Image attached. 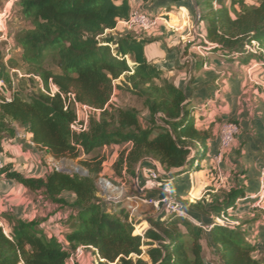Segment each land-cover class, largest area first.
Instances as JSON below:
<instances>
[{"label": "trees", "instance_id": "trees-1", "mask_svg": "<svg viewBox=\"0 0 264 264\" xmlns=\"http://www.w3.org/2000/svg\"><path fill=\"white\" fill-rule=\"evenodd\" d=\"M194 1L199 23H205L200 44L264 64V0L254 4ZM19 5L20 17L29 26L19 30L14 40L36 87L29 91L14 87L9 68L16 64L8 63L0 46V75L7 86L0 96V152L4 153L3 140L16 136L18 125L33 134L37 147L55 158H78L81 153L90 158L83 161L86 174L52 168L43 176H27L11 163L0 169V175L41 196L56 211L69 212L63 224L66 244L42 226L46 218L0 214L5 222L0 225V264H69L80 246L104 259L100 264H264V258L254 255L256 242L242 230L261 218L237 225L229 222V218L235 220L231 213L239 198L246 195L242 186L221 192L211 202H185L207 217L214 214L208 225L170 214L149 218L151 225L142 233H138L141 226L135 230L137 221L130 218L126 206L110 205L100 194L97 180L103 171L105 146H121L114 169L119 175L125 171L130 180L146 158L174 177L202 169L200 162L209 153L211 133L196 120V101L146 55L145 46L154 39L113 32L129 18V0H19ZM253 41L256 51L247 48ZM35 76L46 89L52 80L61 92H74L77 100L102 111L90 118L87 130L73 132L74 109H65L60 93L45 92ZM121 77L124 80L116 83ZM115 89L141 100L149 114L147 125L137 107L108 104ZM257 211L264 216V206ZM217 217L228 220L219 222ZM203 240L212 248L215 263L207 262Z\"/></svg>", "mask_w": 264, "mask_h": 264}, {"label": "crops", "instance_id": "crops-1", "mask_svg": "<svg viewBox=\"0 0 264 264\" xmlns=\"http://www.w3.org/2000/svg\"><path fill=\"white\" fill-rule=\"evenodd\" d=\"M13 2L14 0H11L8 4ZM129 3L131 9H141L153 15L156 18L155 27L148 32H141L129 29L122 20L113 32L123 34L133 32L135 35L154 39L145 46L148 59L160 67L170 79L185 90L189 97L196 101V120L211 133L208 140L209 153L200 162L203 166L202 169L192 168V170L171 177L175 194L179 199L188 200L191 198L194 203L204 199L211 202L221 192L234 186H242L246 195L239 198L233 216L242 217L240 209L243 207L250 213L251 209H255L251 196L259 192L260 172L264 167V85L256 86L249 82L247 77L249 65L258 62L257 59L251 58L248 61H243L242 54L231 56L219 50H209L207 46L200 44L201 39L204 38L205 28L204 34L197 32L199 24H197V5L194 0H129ZM193 41H195L194 44L189 45ZM255 70L258 74L256 76L264 80V66L259 64ZM186 74L192 75L193 81L184 85L180 77ZM200 116L202 118H199ZM224 120L237 122L240 132L233 146L225 153L222 170L218 172L213 168V158L220 148L218 132ZM32 137L33 134L26 128L17 126L16 136L3 140L5 161L11 163L13 169L27 176H36L29 175V170L39 171L41 173L38 176H43L48 172L44 162L47 160L50 162L53 156L47 152L43 157L42 153L45 150L37 147ZM108 146L113 149V156H118L117 150L121 149V146L115 143ZM152 162V159L146 158L139 163L136 174L132 178L134 191L127 194L128 201L124 206L127 207L132 203L129 197L141 193L138 187L145 182L143 167ZM236 172L238 174L234 175ZM223 173L226 174V178L228 177L226 179L229 183L228 188L223 183ZM169 174L171 175V173ZM229 179L232 183L229 182ZM0 180L13 188L5 196L6 201L0 198V214L10 212L16 217L31 220L36 217V211H40L37 205L43 210L54 207L44 201L41 196L31 199L26 195L29 191L22 184L6 179L3 175H0ZM208 185L212 187L207 188ZM16 189L23 190L24 196L14 195ZM197 192L199 193L196 196ZM206 192L209 193L206 194ZM141 194L148 198L160 196L159 191L156 190ZM17 199L19 202L16 201ZM141 207L153 206L141 203L139 208L141 209ZM259 209L261 208L259 207ZM190 211L188 210V215L191 214L189 217L196 223L208 225L215 219L214 214L207 217L192 208ZM138 212L134 219L136 221L139 219L140 221H137L139 226H143L144 224L141 222L143 217L140 219ZM32 213H34V217L29 218L28 214ZM68 214L67 210H57L46 216L42 226L50 235H57L56 231H63V224ZM157 217L160 215L154 207L152 212L145 214V218L148 220ZM219 219L221 218L219 217ZM143 230H146V227ZM248 230L250 231V229ZM253 235L256 236V234Z\"/></svg>", "mask_w": 264, "mask_h": 264}, {"label": "rangeland", "instance_id": "rangeland-1", "mask_svg": "<svg viewBox=\"0 0 264 264\" xmlns=\"http://www.w3.org/2000/svg\"><path fill=\"white\" fill-rule=\"evenodd\" d=\"M11 0H0V10H3L4 8H8V19H7V27H8V33L9 37L11 39V43L8 44L6 41H2L0 43L1 48L7 53H9L8 56V63H10L11 60H13L16 64V68L10 67V76L13 80V85L14 87H23L25 88L26 91H29L36 87L35 84L30 80V74H28V66L26 63H24L21 59V54L22 50L19 48L14 40L15 34L23 29L29 26V23L25 20H23L20 17V5H19V0H14L12 4H8V2ZM250 4L258 3L259 0H247ZM196 19H197V32L200 34H204V28H205V23L200 22L199 23V12L197 8V13H196ZM9 49V50H8ZM16 71H15V70ZM255 75L257 74V70L254 71ZM38 80V79H37ZM124 80V77H121L116 81V83H121V81ZM180 80L183 82V84H190L193 81V77L190 74L183 75L180 77ZM39 81V80H38ZM250 82V81H249ZM1 96V95H0ZM113 103L122 107H137L140 110V118L141 121L144 125L148 124V119H149V114L148 111L143 107L141 100L136 97L135 95L130 94L126 90H120V89H115L113 93ZM227 119V118H226ZM18 126V125H17ZM21 127V126H20ZM236 141V140H235ZM114 148V147H113ZM117 148V147H115ZM113 149L109 146L104 148L101 151V155L105 156V160L103 163V171L100 175V177L97 180V184L99 186L100 194L110 203V205H115V206H124L126 201L127 194L131 193L134 191L133 189V182L132 180L128 179L126 174L119 175L115 169H114V162L117 158V156H113ZM120 152V148H118L117 153ZM43 157L47 154L46 151H44ZM51 156V154H50ZM90 155H86L84 153H81V156L78 158H73V157H63V158H55L53 156V159L49 162L48 160L44 162V166H46L47 170H50L52 168L58 167L59 169L72 172V173H80V174H86L87 173V168L83 164V161L86 159H89ZM20 167V163L18 164ZM29 170V169H28ZM27 170V171H28ZM26 171V172H27ZM238 172V171H237ZM234 173V175L238 173ZM41 172H36V171H30L29 170V175H40ZM226 174L223 173V183L226 184V187H229L228 181H226ZM229 182L232 183L229 179ZM222 183V184H223ZM223 184V185H224ZM211 185H208L207 188H211ZM224 187V186H223ZM221 187L222 190L224 188ZM13 188H10L9 185H7L6 182L0 180V198H3L2 200L6 201L5 199L8 195L9 192L12 191ZM226 189V188H225ZM20 193V195H18ZM199 192H197L196 196L198 195ZM209 192H206V194ZM14 195H17L19 197H23V190L16 189L14 190ZM26 195L32 198H38L36 193H30L28 192ZM65 196L72 200L73 195L70 193H65ZM203 199V198H201ZM184 203L189 202V203H194V201L191 200V198L183 199L180 198ZM16 201L19 202V199ZM15 201V202H16ZM23 202V199H22ZM186 204V203H185ZM43 205V203H42ZM187 209L190 211L191 207L187 205ZM37 208H39L40 211H36V217L35 218H46V216H49V214H52L53 212L56 211L55 207H51V209L43 210L42 207H39L37 205ZM259 209V207H257ZM255 208V209H257ZM251 209V212L247 211L244 207L240 209V214H243L242 217H238L237 215L235 216V222H245V221H250L253 220L254 218L260 217V221H256L255 223H249L246 226L242 227V230L245 228L246 230L244 231L245 236L256 242L258 250L254 253L255 256L257 257H262L264 258V216L260 215V213L256 210ZM139 211V212H138ZM138 215L139 218L142 219V223L144 224L141 226V230H143L145 227L148 228L150 226V222L148 219L145 218V214L152 212L153 207H141V209H138ZM192 211V210H191ZM190 211V212H191ZM242 211H245L244 213ZM32 212V210H31ZM136 212V214H137ZM30 213V212H29ZM142 214V215H141ZM232 215L234 212L231 213ZM29 218L34 217V213L28 214ZM137 215V216H138ZM137 221H140L139 219ZM230 224H238L235 223L233 219L229 218ZM139 225V223H138ZM8 228V227H7ZM250 229V231L248 230ZM136 230V228H135ZM134 230V231H135ZM59 238L64 242V239L61 235L63 233L61 231H56ZM140 233V232H138ZM253 234H256L254 236ZM259 236V237H258ZM203 244L205 247V257L208 263H215L216 262V256L212 250L207 244L206 240H203ZM136 257V255H134ZM143 257L147 258L145 255ZM80 262L82 264H100V262H104V259L102 260L99 255L94 253L92 249L90 248H85L84 250V255L80 258ZM115 264V263H113Z\"/></svg>", "mask_w": 264, "mask_h": 264}, {"label": "built area", "instance_id": "built-area-1", "mask_svg": "<svg viewBox=\"0 0 264 264\" xmlns=\"http://www.w3.org/2000/svg\"><path fill=\"white\" fill-rule=\"evenodd\" d=\"M8 12H9L8 8H4L3 10H0V43L2 41H6L8 42V44H10L11 39L9 37L8 27H7ZM123 22L125 26L128 27L129 29L138 30L141 32L144 31L148 32L155 27L156 18L150 13L143 11L141 9H132L129 18L127 20H124ZM247 48L249 50L256 51L258 49L257 42L253 41V45H248ZM8 56L9 53H7V59ZM259 64L261 66H264V64L260 62H253L252 64L249 65L247 69L248 80L256 86L264 85V80L258 78L254 73L255 68ZM35 77L40 81L41 87L45 92L49 93L50 95H55L56 93H60V96L64 101L65 109L68 108L74 109L75 118L70 125L73 132L80 133L87 130L90 118L92 116L99 115L100 112L102 111V109L100 108H96L92 105L77 100L74 92L71 91L66 93L61 92L57 87V85L53 83L52 80H50L49 89H46L41 79L37 76ZM6 88H7L6 82L4 78L0 75V95L4 94ZM5 100H11V97L5 96ZM1 101L2 100H0V102ZM108 104H114L113 95L109 100ZM239 132H240V126L237 122L233 120H224L221 123L218 132L220 148L213 158L214 159L213 168L216 171L221 172L222 162L225 153L233 146ZM152 161H153L152 163H149L145 167H143L142 171H143V176L145 178V182L143 185L142 184L139 185L138 188L141 193L150 190L159 191L160 196L148 198L140 193L132 197H129L130 200L132 201L131 204L127 205L130 211V218H134L136 216V212L141 203H146V204H151L154 207V209L158 212V215H160L161 218H163L166 215L173 214L177 216H186L189 219H191V217H189L188 215L186 204L182 200H180L174 192L172 186V178L170 174L166 170H164L158 162H156L155 160ZM5 164L6 161H5L4 153L0 152V169L4 168ZM55 168L59 169L58 167ZM251 199L253 200L252 204L254 208L257 207L262 208L264 206V167L261 169L260 172L259 192H257L256 195L251 196ZM217 220H219V222H225L228 219L227 218L219 219V217H217ZM0 225L1 226L5 225V222L2 218H0ZM134 226L135 228H137V226H139L138 222H136ZM143 231L144 230H141L140 233H142ZM61 232L63 233V231ZM56 236L59 238L58 234ZM61 236L63 237L64 242L60 238L59 239L66 244L64 235ZM84 250L85 247L83 246L78 247L73 252L69 264H74L75 260L80 261V258L84 255Z\"/></svg>", "mask_w": 264, "mask_h": 264}, {"label": "water", "instance_id": "water-1", "mask_svg": "<svg viewBox=\"0 0 264 264\" xmlns=\"http://www.w3.org/2000/svg\"><path fill=\"white\" fill-rule=\"evenodd\" d=\"M189 215H191V214H189Z\"/></svg>", "mask_w": 264, "mask_h": 264}]
</instances>
